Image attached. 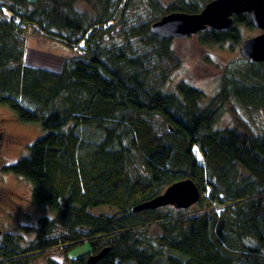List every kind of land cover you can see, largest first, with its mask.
<instances>
[{"label": "trees", "instance_id": "trees-1", "mask_svg": "<svg viewBox=\"0 0 264 264\" xmlns=\"http://www.w3.org/2000/svg\"><path fill=\"white\" fill-rule=\"evenodd\" d=\"M211 1L0 0V105L47 132L4 171L29 182L32 202L54 215L24 228L35 233L27 247L19 236H0V264H31L56 250L61 264H88L106 249L97 264H264V63L228 64L203 106L205 93L186 82L164 92L181 59L174 40L150 31ZM233 18L228 31L199 33L200 45H241L242 29L254 27L248 14ZM31 29L79 53L61 73L28 67ZM238 107L259 114L257 129ZM225 112L233 125L215 129ZM187 180L201 192L200 212H133ZM102 207L115 213H92ZM154 225L159 235L150 238ZM81 246L87 252L71 260Z\"/></svg>", "mask_w": 264, "mask_h": 264}, {"label": "rangeland", "instance_id": "rangeland-1", "mask_svg": "<svg viewBox=\"0 0 264 264\" xmlns=\"http://www.w3.org/2000/svg\"><path fill=\"white\" fill-rule=\"evenodd\" d=\"M35 3L37 0H29ZM164 3H170L174 0H161ZM86 7L78 4L79 11ZM262 32L256 29H242L243 40H249L261 35ZM56 42V41H55ZM240 47L232 48L228 45L223 48L203 47L198 42L197 37H191L186 40H175L173 49L181 59V66L174 72L170 82L164 89L166 93L175 92V86L180 82H186L192 87L205 93L206 99L203 106L218 93L220 88V78L225 72V67L231 62H239L242 59ZM73 56L71 49L60 44H55L35 30L26 33V51L25 65L36 69L49 70L55 73L63 71V64L68 57ZM211 57L212 63H207L205 58ZM241 117L249 121L257 129L261 117L259 114L250 116L242 108H237ZM258 120V121H257ZM233 125L231 115L224 113L221 121L215 127H229ZM81 136L84 139L98 140L99 135H91L89 130L80 129ZM46 131L40 124H24L19 122L16 115L6 106L0 105V231L3 235H12L21 237L22 247H27L35 239V233L25 231L26 227H37L41 218H53L54 215L46 208L37 207L32 202V186L26 180L4 171V168L16 164L23 158L28 157L30 146L37 140L45 137ZM4 144H1V142ZM196 150V149H195ZM197 157L203 160L199 149ZM219 211V207L216 208ZM201 208L194 205L188 210L189 214L198 213ZM95 215L112 216L115 210L108 207L93 209ZM150 238H156L159 235L157 226H151L148 229ZM87 252L86 246L76 248L70 255L71 260L84 255ZM64 256L59 250L45 253L42 257L32 261L31 264H48L50 261L63 263ZM158 262L165 264L164 259ZM133 264V263H128ZM159 264V263H157Z\"/></svg>", "mask_w": 264, "mask_h": 264}, {"label": "water", "instance_id": "water-1", "mask_svg": "<svg viewBox=\"0 0 264 264\" xmlns=\"http://www.w3.org/2000/svg\"><path fill=\"white\" fill-rule=\"evenodd\" d=\"M242 14L250 15L254 29L262 34L245 40L241 44L240 54L253 63H264V0H213L199 14L177 13L165 16L152 25L150 31L153 36L161 39L186 40L207 30L228 31L234 24L233 17ZM200 198L201 192L197 185L187 180L170 186L159 197L136 206L133 212L153 211L168 206L187 210L198 204ZM79 230L85 234L89 233L88 229ZM108 252L106 249L90 257L88 264H97Z\"/></svg>", "mask_w": 264, "mask_h": 264}, {"label": "built area", "instance_id": "built-area-1", "mask_svg": "<svg viewBox=\"0 0 264 264\" xmlns=\"http://www.w3.org/2000/svg\"><path fill=\"white\" fill-rule=\"evenodd\" d=\"M42 34V33H41ZM43 35V34H42ZM74 53H79L78 49H73Z\"/></svg>", "mask_w": 264, "mask_h": 264}, {"label": "crops", "instance_id": "crops-1", "mask_svg": "<svg viewBox=\"0 0 264 264\" xmlns=\"http://www.w3.org/2000/svg\"><path fill=\"white\" fill-rule=\"evenodd\" d=\"M30 31V30H29ZM55 44H57L58 42H55V41H53ZM58 44H60V43H58ZM61 45V44H60ZM63 46V45H62ZM70 57H71V55H70ZM70 57H68V58H70ZM67 60V59H66Z\"/></svg>", "mask_w": 264, "mask_h": 264}, {"label": "flooded vegetation", "instance_id": "flooded-vegetation-1", "mask_svg": "<svg viewBox=\"0 0 264 264\" xmlns=\"http://www.w3.org/2000/svg\"><path fill=\"white\" fill-rule=\"evenodd\" d=\"M1 144H4V142L2 141ZM2 235H3V234H2ZM2 235H1V236H2Z\"/></svg>", "mask_w": 264, "mask_h": 264}, {"label": "bare ground", "instance_id": "bare-ground-1", "mask_svg": "<svg viewBox=\"0 0 264 264\" xmlns=\"http://www.w3.org/2000/svg\"><path fill=\"white\" fill-rule=\"evenodd\" d=\"M196 150H197V148H196Z\"/></svg>", "mask_w": 264, "mask_h": 264}]
</instances>
